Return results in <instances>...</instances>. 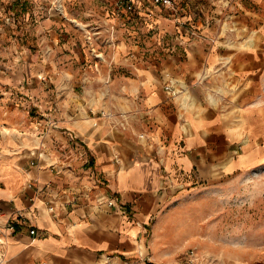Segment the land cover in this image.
Listing matches in <instances>:
<instances>
[{
    "label": "crops",
    "instance_id": "0c3cea01",
    "mask_svg": "<svg viewBox=\"0 0 264 264\" xmlns=\"http://www.w3.org/2000/svg\"><path fill=\"white\" fill-rule=\"evenodd\" d=\"M150 11L151 25L181 33L172 41L181 52L144 58L111 30L92 42L71 25L54 35L52 26L65 24L55 19L41 25L51 33L46 53L8 47L11 63L0 64V264H180L190 243L170 241L162 223L171 213L162 209L197 188L189 173L205 186L221 185L248 160L261 159L264 51L228 49L232 38L196 31L202 23L184 11L174 18ZM92 49L102 57L93 58ZM117 62L130 66L129 74L117 76ZM223 74L237 81L233 91L212 79ZM108 79L115 96L117 87L126 90L146 143L131 126L119 128L115 116L86 111L101 105L83 92L99 96ZM225 90L234 95L227 102ZM22 92L27 108L17 100ZM241 141L254 151L236 159Z\"/></svg>",
    "mask_w": 264,
    "mask_h": 264
},
{
    "label": "rangeland",
    "instance_id": "374dc122",
    "mask_svg": "<svg viewBox=\"0 0 264 264\" xmlns=\"http://www.w3.org/2000/svg\"><path fill=\"white\" fill-rule=\"evenodd\" d=\"M175 8L177 11L153 0L143 1V5H136L132 11L121 5L119 0H0V64L5 67L11 63L7 49L14 43L26 53H46L47 37L51 35L48 29L41 28L46 19L64 21V26L60 27L58 22L51 28L58 34L71 32L68 27L71 25L73 31L88 42H92L95 36L107 35L111 30V35L124 37L133 52L144 58L181 52L173 48L172 43L173 38L181 36V33L165 34L158 26L151 25L147 15L151 9L169 18H174L173 15L181 11L190 14L193 21L202 23V28H196V31L206 30L213 37L232 38L235 42L225 46L228 49L240 46L264 51V32H260L264 28V0H175ZM114 17L121 21L120 27L113 28L108 24ZM54 35H57L55 31ZM96 49L91 50L93 58L100 55ZM89 64L91 62H86L84 67L90 68ZM129 72L130 66L117 62V76ZM260 77L264 90V68ZM91 78L85 77L90 84ZM212 79L227 89H234L237 85V81L224 74L219 79ZM111 83L108 79L99 85V96L83 92L84 99L96 100L97 105H101V108H86V111L93 116L98 113L115 116L119 128L131 126L132 135L146 143L145 136L136 132L138 118L129 106L126 90L122 86L117 87L119 90L115 96L110 90ZM226 91L223 92L226 97L223 93L218 94L219 97L223 95L224 102L234 97L233 93ZM19 95L21 97L17 100L27 108L26 99L29 98L23 92ZM164 145L165 142L162 143ZM260 146L261 159L253 156L255 159L248 160L242 170L229 175L221 185L205 186L199 174L189 173L188 178L194 183L192 186L197 188H188L182 198L170 200L162 209L165 211L162 213H171L162 223L169 228L170 241L188 240L190 243L178 260L180 264H219L224 260L239 264L238 261L264 258V144ZM253 151L252 142L248 145V142L241 141L235 153L236 159L252 155ZM180 191L178 189L172 195L176 196ZM160 213L154 216L153 225L162 215ZM190 248L195 250V256L190 255Z\"/></svg>",
    "mask_w": 264,
    "mask_h": 264
},
{
    "label": "built area",
    "instance_id": "2783aa9c",
    "mask_svg": "<svg viewBox=\"0 0 264 264\" xmlns=\"http://www.w3.org/2000/svg\"><path fill=\"white\" fill-rule=\"evenodd\" d=\"M143 1L144 0H119V3L121 5H123L127 10L132 11L136 7V5H138L139 3L143 2ZM153 1L155 3L163 4L165 6H168V7H171L173 9H176L175 8V0H153ZM166 88L168 90H170L171 92H173V90L171 89V86H167ZM104 203H106V202L100 201L99 202V206L102 205V204H104ZM107 203H108L109 206H112L113 205V202L111 200L108 201ZM119 209L123 213H127V214H130L131 213L130 209L126 205H124V204H120L119 205ZM50 210L53 211L54 210V206H50ZM10 228H13V226L10 225ZM30 233L31 234H34V233H36V230L35 229H31L30 230ZM189 252H190V255L191 256H195V250L193 248H191ZM191 262H193V261L191 260Z\"/></svg>",
    "mask_w": 264,
    "mask_h": 264
},
{
    "label": "trees",
    "instance_id": "16d2710c",
    "mask_svg": "<svg viewBox=\"0 0 264 264\" xmlns=\"http://www.w3.org/2000/svg\"><path fill=\"white\" fill-rule=\"evenodd\" d=\"M150 264H155V263H150Z\"/></svg>",
    "mask_w": 264,
    "mask_h": 264
}]
</instances>
